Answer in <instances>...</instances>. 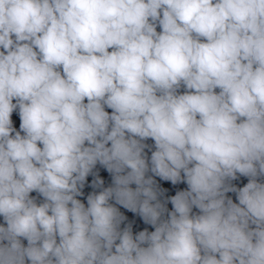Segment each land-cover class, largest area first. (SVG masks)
I'll list each match as a JSON object with an SVG mask.
<instances>
[{
	"label": "clouds",
	"instance_id": "clouds-1",
	"mask_svg": "<svg viewBox=\"0 0 264 264\" xmlns=\"http://www.w3.org/2000/svg\"><path fill=\"white\" fill-rule=\"evenodd\" d=\"M0 264H264V0H0Z\"/></svg>",
	"mask_w": 264,
	"mask_h": 264
}]
</instances>
